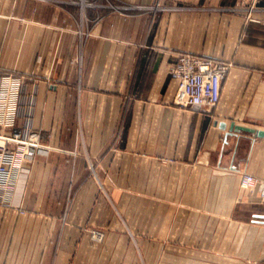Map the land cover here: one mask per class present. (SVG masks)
Listing matches in <instances>:
<instances>
[{
    "label": "crops",
    "instance_id": "obj_1",
    "mask_svg": "<svg viewBox=\"0 0 264 264\" xmlns=\"http://www.w3.org/2000/svg\"><path fill=\"white\" fill-rule=\"evenodd\" d=\"M182 53L231 64L216 106L174 102ZM5 75L46 152L0 203V264L264 261L239 184L264 182V0H0Z\"/></svg>",
    "mask_w": 264,
    "mask_h": 264
},
{
    "label": "built area",
    "instance_id": "obj_2",
    "mask_svg": "<svg viewBox=\"0 0 264 264\" xmlns=\"http://www.w3.org/2000/svg\"><path fill=\"white\" fill-rule=\"evenodd\" d=\"M230 67L231 64L224 60L179 54L170 69V77L176 82L174 102L182 107L216 106L220 100L222 81ZM23 83L21 76L5 75L0 78V203L14 191L15 174L23 169L24 164L37 154L46 152L40 133L31 125L30 108L25 112L22 126L17 128L15 125ZM239 184L246 191H258L264 200V182L243 173ZM102 237L101 232L91 231L93 240L100 241Z\"/></svg>",
    "mask_w": 264,
    "mask_h": 264
},
{
    "label": "water",
    "instance_id": "obj_3",
    "mask_svg": "<svg viewBox=\"0 0 264 264\" xmlns=\"http://www.w3.org/2000/svg\"><path fill=\"white\" fill-rule=\"evenodd\" d=\"M221 129H224L225 128V124H220L219 125ZM232 131H235V132H248V133H254V130L251 129V128H247V127H242V126H235L234 124H231L229 126V132H232ZM257 136H263V132H257L256 133Z\"/></svg>",
    "mask_w": 264,
    "mask_h": 264
},
{
    "label": "rangeland",
    "instance_id": "obj_4",
    "mask_svg": "<svg viewBox=\"0 0 264 264\" xmlns=\"http://www.w3.org/2000/svg\"><path fill=\"white\" fill-rule=\"evenodd\" d=\"M91 231H93V230H91ZM95 231H98V230H95ZM99 232H101V231H99ZM90 235H91V232H90ZM247 264H264V261L263 262L249 261V262H247Z\"/></svg>",
    "mask_w": 264,
    "mask_h": 264
}]
</instances>
